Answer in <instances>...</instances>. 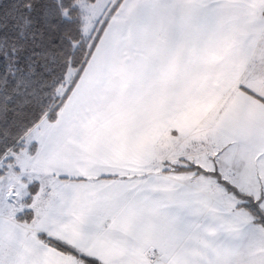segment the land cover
Wrapping results in <instances>:
<instances>
[{"label": "snow or ice", "instance_id": "snow-or-ice-1", "mask_svg": "<svg viewBox=\"0 0 264 264\" xmlns=\"http://www.w3.org/2000/svg\"><path fill=\"white\" fill-rule=\"evenodd\" d=\"M0 264H264V0H0Z\"/></svg>", "mask_w": 264, "mask_h": 264}]
</instances>
